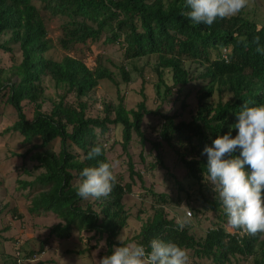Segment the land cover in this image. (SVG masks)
<instances>
[{"label": "trees", "instance_id": "1", "mask_svg": "<svg viewBox=\"0 0 264 264\" xmlns=\"http://www.w3.org/2000/svg\"><path fill=\"white\" fill-rule=\"evenodd\" d=\"M44 10L65 18L60 40L65 48L104 38L108 44L119 43L130 61L156 56L157 62L149 72L157 79V92L163 99L176 95L179 100L184 94L182 109H186L189 91L195 89L197 108L191 119L179 118L178 110L163 113L149 108L145 69H139L143 77L142 99L135 107L128 108L124 96H120L118 103H104L103 115L90 114L88 98L100 82L104 79L118 85L119 82L102 56L93 67L70 55L61 60L48 57L52 41ZM187 10L185 0H0V36L10 34L8 39L0 40V49L17 50L21 55L20 62L10 71L0 68V94L7 95L8 103L17 113V120L7 130L23 135L24 141L31 145L23 154L24 159L30 156L38 161L37 168L42 169L33 180L21 184L30 188L28 196L33 212H54L61 218L51 230L53 235L70 239L74 232L86 231L91 239H106V255L113 246L122 244L117 237L130 224L124 198L140 181L146 193L143 196L154 198V213L125 243L147 246L153 238L172 241L187 250L193 264L198 261L241 264L249 259L253 264H264V233L253 235L228 227L218 193L211 182L204 181L207 156L203 154L204 147L211 145L217 136L230 129L233 136L237 134L238 130L231 126L246 102L264 104V55L256 52L257 38L264 47V25L241 11L218 18L210 26L194 25L181 13ZM119 71L125 82L131 81L127 65L121 64ZM45 76L62 89L48 111L44 110ZM186 89L188 92L184 93ZM26 102L34 106L32 118L27 114ZM148 115H159L161 124L157 138L150 141L155 160L149 162L144 150L140 153L145 169L142 170L137 168L130 146L137 136L143 146L148 142L143 128ZM113 127H121L120 144L128 157L130 180L124 183L122 176H116L108 197L82 199L76 195L82 169L95 166L98 161L112 163L109 150L116 142H111L109 133ZM56 140L60 141L59 150L53 148ZM97 144L105 146L103 153L89 160L87 153ZM166 146L177 153L188 178L194 181L187 188L177 179L187 201L198 202L188 203L191 217L200 221L211 212L217 218L202 236L191 232L186 221L169 214L166 206L172 201L169 194L157 193L146 185L143 175L146 170L152 171L159 165L166 167L162 152ZM233 155L238 156L239 150ZM176 197L180 203L181 191ZM4 209L0 200V217ZM178 220L183 224L182 230L177 228ZM95 247L75 253L84 254Z\"/></svg>", "mask_w": 264, "mask_h": 264}, {"label": "rangeland", "instance_id": "2", "mask_svg": "<svg viewBox=\"0 0 264 264\" xmlns=\"http://www.w3.org/2000/svg\"><path fill=\"white\" fill-rule=\"evenodd\" d=\"M241 12L256 20L260 25H264V0H247V6ZM42 13L46 19L48 37L52 41V48L46 54L48 57L61 60L64 56L70 55L84 59L90 67H93L96 65L97 58L102 56L107 66L114 71L119 85L111 79L102 80L88 98V112L90 114L103 115L104 103H118L120 96H124V102L128 108L135 107L137 102L142 99L140 91L143 85V77L139 69H145L143 74L147 77L145 93L149 108L159 109L163 113H173L178 110L180 112L179 118L191 119L197 108L195 89L189 91L190 95L186 98L188 104L186 109H182L184 94L179 100L176 99V95L167 100L163 99L162 95L157 92V79L149 72V68L157 62L156 56L130 61L125 58L124 49L119 43L108 44L104 42V38L95 42L89 40L88 43H76L65 48L60 42L63 36L62 24L65 18L53 16L45 10ZM9 37L10 34L0 36V40H6ZM20 60L21 55L17 50L5 52L0 49V68L10 71L9 69L14 64L19 63ZM121 64L130 68L132 76L130 82H125L122 78L119 71ZM191 66L192 68L195 67L194 64ZM44 85L46 88L44 110L48 111L52 108V103L58 99V92H61L62 89H59L49 76L44 77ZM186 92H188L187 89L184 93ZM70 99H73L71 95ZM25 104L27 114L32 118L34 106L27 102ZM16 120L15 108L8 103L7 95L0 94V200L1 204L5 206L0 217V264H15L16 260H18V264H38L40 261L45 262V264H99L100 259L106 255V239L101 241L96 238L91 239L90 233L86 231L74 232L70 239L57 238L51 230L61 221V218L54 212L37 214L31 210L32 199L28 196L30 188H24L21 181L33 180L42 169L37 168L38 161L30 156L24 159L23 154L31 145L24 141L23 135L17 131L7 130ZM160 124L161 117L159 115L146 116L143 128L148 142L143 146L137 136L131 143L130 153L137 168L145 170L140 155L142 150H144L149 162L155 160V152L150 141L157 138ZM109 138L112 143L116 142L113 148L109 150V157L112 162L116 163L114 174L117 177L122 176L123 182L126 183L130 178L128 157L123 153L120 144L122 139L121 127H113L109 133ZM53 148L59 150V140L54 142ZM162 152L166 167L159 165L152 171L146 170L143 174L146 185L153 187L157 193L169 194L172 198V201L166 204L169 214L177 216L181 221H186L191 225V232L197 236H202L208 226H211L212 221L217 220V218L211 212L208 213V216L202 217L200 221L194 220L193 216L191 217L188 213L191 210L188 203L197 204L198 202L196 199L187 201L186 192L179 189L177 179L182 180L187 188L193 180L188 178L183 163L171 147H164ZM140 185L141 182L139 181L134 191L127 193L124 198L126 209L130 214V224L121 233L124 240L135 236L140 231L142 224L154 213V198L149 195L148 197L143 196L146 193ZM180 191L183 198L178 203L176 196ZM89 199L94 200L92 197ZM228 227L232 230L230 225ZM90 246L96 247L84 254L75 253L77 250L87 249ZM40 250L44 251L41 252ZM30 252L36 253L31 257ZM189 262L193 264L191 259ZM196 264L201 263L198 261ZM203 264H208V262ZM241 264H253V260L249 259Z\"/></svg>", "mask_w": 264, "mask_h": 264}, {"label": "clouds", "instance_id": "3", "mask_svg": "<svg viewBox=\"0 0 264 264\" xmlns=\"http://www.w3.org/2000/svg\"><path fill=\"white\" fill-rule=\"evenodd\" d=\"M246 6L247 0H185L188 10L181 13L194 25L210 26L218 18L234 16ZM256 43V52L264 55L259 38ZM231 128L238 130L235 136L230 129L204 147L203 154L207 156L204 181L211 182L218 193L228 225L253 235L264 233V104L246 102ZM104 147L93 146L87 158L101 156ZM237 150L239 155H233ZM115 167V162L107 161L84 167L76 195L82 199L108 197L117 180ZM177 228H183L179 220ZM117 238L122 244L113 246L99 264H189L187 250L172 241L153 238L145 246L127 244L123 235Z\"/></svg>", "mask_w": 264, "mask_h": 264}, {"label": "built area", "instance_id": "4", "mask_svg": "<svg viewBox=\"0 0 264 264\" xmlns=\"http://www.w3.org/2000/svg\"><path fill=\"white\" fill-rule=\"evenodd\" d=\"M190 215H191V213L190 212H188Z\"/></svg>", "mask_w": 264, "mask_h": 264}]
</instances>
